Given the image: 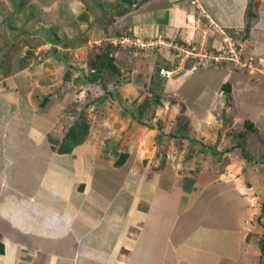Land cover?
I'll list each match as a JSON object with an SVG mask.
<instances>
[{
    "label": "rangeland",
    "instance_id": "374dc122",
    "mask_svg": "<svg viewBox=\"0 0 264 264\" xmlns=\"http://www.w3.org/2000/svg\"><path fill=\"white\" fill-rule=\"evenodd\" d=\"M201 2L235 24L247 22L245 8L253 5ZM140 9L122 0H0V82L7 80L6 89L14 93L18 85L32 110L44 113L37 121L43 130L51 127L46 136L55 153L75 120L88 123L80 148L90 159L93 186L105 193L121 188L119 195L130 191L128 218L137 214L140 234L151 231L147 220L160 217L143 199L151 187L169 203L165 217L173 222L170 239L181 242L179 251L195 245L203 262L264 264L257 243H264V75L248 67L184 61L167 45L181 42V34L171 37L162 25L136 19ZM250 22L264 26V6ZM222 28L238 39L243 35ZM253 37L264 40V31L255 30ZM135 39L142 43L136 46ZM108 44L118 72L104 69L89 80L92 60ZM252 64L258 60L252 58ZM161 67L173 73L154 78ZM225 82L229 92L222 89ZM8 107L5 111H15ZM180 119L192 139L176 134ZM123 246L120 253H129ZM185 257L187 262L190 252ZM164 259L170 260L167 252Z\"/></svg>",
    "mask_w": 264,
    "mask_h": 264
},
{
    "label": "crops",
    "instance_id": "0c3cea01",
    "mask_svg": "<svg viewBox=\"0 0 264 264\" xmlns=\"http://www.w3.org/2000/svg\"><path fill=\"white\" fill-rule=\"evenodd\" d=\"M149 1L132 5L143 9ZM197 1L219 26L243 30L244 22L223 20L214 8ZM252 1L256 16L264 0ZM195 11L187 0H158L136 19L162 25L172 37L186 32V17ZM255 30L264 31V26L251 23L245 39L247 52L252 53L248 56L263 61L264 40L253 37ZM6 81L0 82V264H212L197 260L195 245L179 251L181 242L172 243L173 222L165 217L169 203H163L151 187L143 199L148 211H158L160 217L147 220L152 229L140 234V226L136 227L140 218L134 212L128 218L130 191L119 195L121 188L108 193L95 188L90 159L80 144L70 153H55L46 136L50 126L43 130L37 121L44 113L32 110L18 85L15 93L6 89ZM11 105L15 111H5ZM168 244L170 260H165ZM123 245L129 253H120ZM156 253L162 258L159 263Z\"/></svg>",
    "mask_w": 264,
    "mask_h": 264
},
{
    "label": "built area",
    "instance_id": "2783aa9c",
    "mask_svg": "<svg viewBox=\"0 0 264 264\" xmlns=\"http://www.w3.org/2000/svg\"><path fill=\"white\" fill-rule=\"evenodd\" d=\"M188 1L196 11L187 16V28L190 29L189 32L199 31L201 36L199 39L186 37L184 43L169 41L167 45L175 50V55L181 56L180 58L184 59V61L188 59L195 60L199 66L212 68L221 65L248 67L264 74V60H258V64L255 66L252 64V58L244 54L246 41L236 40L232 34L226 32L204 12L197 0ZM210 30L213 31L212 38L217 40V42H208L207 36ZM160 41L163 43L162 39ZM134 43L137 46L142 42L139 39H135ZM148 44H151V42H145V45ZM163 44L166 45L165 42ZM194 67H196L195 64L192 65V68ZM172 73L173 69L169 70L165 67L159 69L161 76H169Z\"/></svg>",
    "mask_w": 264,
    "mask_h": 264
},
{
    "label": "trees",
    "instance_id": "16d2710c",
    "mask_svg": "<svg viewBox=\"0 0 264 264\" xmlns=\"http://www.w3.org/2000/svg\"><path fill=\"white\" fill-rule=\"evenodd\" d=\"M139 1H145V0H122V2L128 3V4H133ZM88 2V1H87ZM94 4H99L97 2H95ZM122 4V3H121ZM87 13V12H86ZM84 12V14H86ZM120 13H122V11H120ZM246 15H247V22L245 23L244 27H243V35L241 37V39H238L234 36V34H232L236 40H242V41H246V37L249 34L250 31V25H251V18L255 16V12H254V7L253 5H250L249 7L246 8L245 11ZM57 41V40H54ZM112 45L108 44L105 49L99 53L98 55H96V57L92 60V69L94 70V74L90 75L88 74V79L89 80H93L95 78L98 77V75L100 73L103 72L104 69H111L112 71L118 72V68L117 66H115L114 64V56L111 55V49H112ZM247 52V43L246 46L244 48V54L246 55ZM247 56V55H246ZM163 77L159 75V70H156V74L155 77ZM222 89H224V91L229 92L230 91V84L229 82H225L222 84ZM134 117H138L136 116V114H140L139 111L135 110L132 112ZM181 119L179 120V124L176 130V134L179 133L180 136H183L185 138L188 139H192V137L189 134H186L185 132H183V127L181 125ZM244 125L246 127H248L249 130H252V121L249 119H246L244 121ZM186 127V125H185ZM88 131V123L86 121L83 120H75L65 131L63 137L61 138L56 151L60 154L63 153H70L72 151V149L80 144L82 142V140L84 139V136L87 134ZM181 132V133H180ZM244 133L243 132H238V136H242ZM236 144H240V142H235ZM242 146V145H239ZM122 159L118 160L116 162V165H120L123 162V158L125 157V154H121ZM246 240H249L248 236L245 238ZM261 248V252H264V243L262 240H259L257 242ZM0 253H3V243L0 241Z\"/></svg>",
    "mask_w": 264,
    "mask_h": 264
},
{
    "label": "clouds",
    "instance_id": "9594fccd",
    "mask_svg": "<svg viewBox=\"0 0 264 264\" xmlns=\"http://www.w3.org/2000/svg\"><path fill=\"white\" fill-rule=\"evenodd\" d=\"M188 1V0H187ZM188 3H189V1H188ZM190 5V4H189ZM187 18V17H186ZM187 26V25H186ZM189 30L190 29H188L187 27H186V32H185V35L184 36H180V39H182V41H181V43H184L185 42V38L186 37H194L195 38V36L194 35H192L191 33L192 32H189ZM194 32V31H193ZM197 32V31H196ZM199 32V31H198ZM200 33V32H199ZM229 33V32H228ZM201 34V33H200ZM231 34V33H230ZM189 35H191V36H189ZM174 37H176V36H174ZM197 37H200V36H197ZM209 38V37H208ZM176 40H174V42H175ZM178 42V41H177ZM213 42H217L216 40H214ZM250 57V56H249ZM252 58V57H251ZM225 66V65H224ZM220 67V66H219ZM262 74V73H261ZM160 75V74H159ZM264 75V74H263ZM161 76V75H160ZM170 76V75H169ZM163 77H167V76H163Z\"/></svg>",
    "mask_w": 264,
    "mask_h": 264
}]
</instances>
